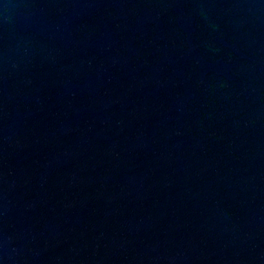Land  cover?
Here are the masks:
<instances>
[{
    "label": "water",
    "instance_id": "1",
    "mask_svg": "<svg viewBox=\"0 0 264 264\" xmlns=\"http://www.w3.org/2000/svg\"><path fill=\"white\" fill-rule=\"evenodd\" d=\"M0 115L180 264H264V0H0Z\"/></svg>",
    "mask_w": 264,
    "mask_h": 264
}]
</instances>
